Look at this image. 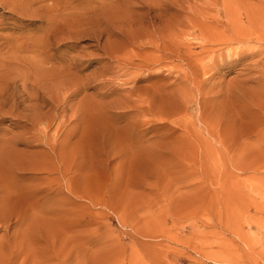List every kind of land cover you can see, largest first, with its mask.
<instances>
[{
    "label": "rangeland",
    "instance_id": "374dc122",
    "mask_svg": "<svg viewBox=\"0 0 264 264\" xmlns=\"http://www.w3.org/2000/svg\"><path fill=\"white\" fill-rule=\"evenodd\" d=\"M0 264H264V0H0Z\"/></svg>",
    "mask_w": 264,
    "mask_h": 264
},
{
    "label": "bare ground",
    "instance_id": "6f19581e",
    "mask_svg": "<svg viewBox=\"0 0 264 264\" xmlns=\"http://www.w3.org/2000/svg\"><path fill=\"white\" fill-rule=\"evenodd\" d=\"M230 25V24H229ZM235 30V29H234ZM241 33V32H240ZM243 39V38H242ZM150 108V107H149ZM143 113V112H142Z\"/></svg>",
    "mask_w": 264,
    "mask_h": 264
}]
</instances>
